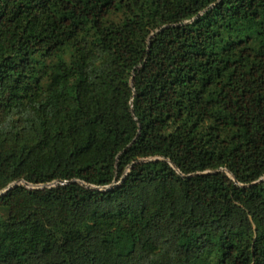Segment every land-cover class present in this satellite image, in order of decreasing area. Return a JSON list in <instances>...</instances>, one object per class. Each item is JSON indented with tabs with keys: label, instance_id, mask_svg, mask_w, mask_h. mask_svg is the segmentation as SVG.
<instances>
[{
	"label": "trees",
	"instance_id": "obj_1",
	"mask_svg": "<svg viewBox=\"0 0 264 264\" xmlns=\"http://www.w3.org/2000/svg\"><path fill=\"white\" fill-rule=\"evenodd\" d=\"M263 178L264 0H0V264H264Z\"/></svg>",
	"mask_w": 264,
	"mask_h": 264
},
{
	"label": "water",
	"instance_id": "obj_2",
	"mask_svg": "<svg viewBox=\"0 0 264 264\" xmlns=\"http://www.w3.org/2000/svg\"><path fill=\"white\" fill-rule=\"evenodd\" d=\"M156 159H154V160H152V159H149V160H144V161H142V162H150V161H155ZM219 172H225L224 170L222 171V170H220ZM230 175V174H229ZM264 181V178L263 179H261V180H259V181H257L256 183H253L252 185H256V184H259V183H261V182H263ZM19 184H23V185H25L23 182H20V183H13V184H11L10 186H8L5 190H3L2 192H0V195H2V194H5L6 192H8L9 190H11V189H13L15 186H18ZM120 184V182L119 183H116V184H114V185H111V186H109V187H106V188H104V190H109V189H111V188H113L114 186H117V185H119ZM56 185V183H53L52 185H50V186H47V187H52V186H55ZM29 188H43V186H40V187H32V186H28ZM87 187H90V186H87ZM91 189H96V188H94V187H90Z\"/></svg>",
	"mask_w": 264,
	"mask_h": 264
}]
</instances>
